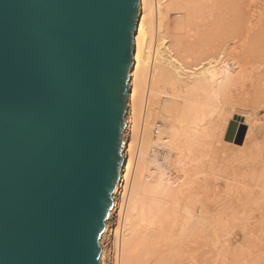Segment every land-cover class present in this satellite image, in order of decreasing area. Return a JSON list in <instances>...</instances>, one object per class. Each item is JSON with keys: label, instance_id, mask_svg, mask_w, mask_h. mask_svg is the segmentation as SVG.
I'll return each mask as SVG.
<instances>
[{"label": "bare ground", "instance_id": "obj_1", "mask_svg": "<svg viewBox=\"0 0 264 264\" xmlns=\"http://www.w3.org/2000/svg\"><path fill=\"white\" fill-rule=\"evenodd\" d=\"M133 42L100 264H264V0H138Z\"/></svg>", "mask_w": 264, "mask_h": 264}, {"label": "water", "instance_id": "obj_2", "mask_svg": "<svg viewBox=\"0 0 264 264\" xmlns=\"http://www.w3.org/2000/svg\"><path fill=\"white\" fill-rule=\"evenodd\" d=\"M138 0H0V264H100Z\"/></svg>", "mask_w": 264, "mask_h": 264}, {"label": "rangeland", "instance_id": "obj_3", "mask_svg": "<svg viewBox=\"0 0 264 264\" xmlns=\"http://www.w3.org/2000/svg\"><path fill=\"white\" fill-rule=\"evenodd\" d=\"M245 121V117H243L242 115H234L230 118L228 124H227V128H226V131H225V134H224V139L225 141H228V142H235L237 144H241L242 145V142L244 141V137L246 134V131H247V123L244 122ZM258 228V224H256V227L254 229V231H256ZM238 227L234 228V231H233V234L229 235L228 236H224V237H228L230 238V243L232 245V247L234 248L235 246H239L238 244H241L242 243V240H246L245 238H242L241 237V234L239 235L238 234ZM112 234L111 233H108V236L105 238V244L108 245L109 244V241H110V236ZM109 237V238H108ZM208 247V246H206ZM204 248V246L202 247ZM200 250V254L201 255H198L200 256L199 257V260L200 262L202 263H199V264H220V256L222 257V253L218 252L220 249H219V246L215 247L214 249H211L209 251V248L208 247V252H204L205 248ZM219 249V250H218ZM204 252V253H202ZM219 253V255H217ZM231 254V253H230ZM233 260V258H231ZM230 259V260H231ZM238 262L237 264H248V262L243 258V256H239L237 258ZM107 261V260H106ZM231 262V261H230ZM235 264V263H234Z\"/></svg>", "mask_w": 264, "mask_h": 264}]
</instances>
